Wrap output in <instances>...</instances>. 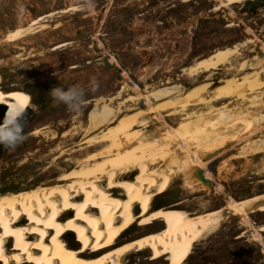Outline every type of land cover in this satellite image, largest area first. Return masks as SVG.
Listing matches in <instances>:
<instances>
[{
  "label": "rangeland",
  "instance_id": "rangeland-1",
  "mask_svg": "<svg viewBox=\"0 0 264 264\" xmlns=\"http://www.w3.org/2000/svg\"><path fill=\"white\" fill-rule=\"evenodd\" d=\"M226 3L227 0H0L3 87H24L29 82L52 87L79 84L85 91L79 111L72 112L51 97L44 110L34 106L19 118L22 142L14 149L0 145V194L53 178L55 169L45 170L47 164L40 159L59 143L71 145L73 142L63 140L61 135L75 125L85 128L95 106L102 109L110 103L121 115L135 113L142 102L129 99L140 94L173 86L185 93L209 81L205 94L209 102L191 106L187 111L176 108L177 114L168 120L170 125L176 127L192 114L210 112L215 116L226 108L263 116L264 89L255 94L261 97L254 107L248 100H213L216 87L255 71L240 72L241 63L264 57V51L259 49L264 42V2L252 3L251 8H247V2L233 6H225ZM172 5L176 7L166 9ZM67 9L70 10L65 13ZM38 16L44 17L38 33L13 42L11 33L28 27ZM61 44L66 47L54 51ZM228 47H237V54L226 66L213 71L211 79L207 73L190 72L189 67L200 59ZM111 59L118 64L115 70L108 68L113 60L106 65V60ZM135 84L139 85L138 91L134 90ZM147 124L150 132L166 130V124L157 121L155 115ZM259 128L256 137L264 132V122ZM37 130L40 133L35 134ZM245 137L232 147L245 143ZM263 164L264 150L239 152L218 166L216 177L210 172L214 185H208L209 189L203 190L197 176L194 188H188L181 176L152 205L164 207L179 201L183 209L198 214L222 209L230 198H253L264 193ZM249 219L256 229L264 226V212L254 213ZM136 225L125 234L136 232ZM252 233L239 219H228L225 214L219 229L194 246L185 264H264L262 245L251 240ZM261 234L264 241V232ZM141 258L135 257L134 262ZM146 263L157 264L154 260Z\"/></svg>",
  "mask_w": 264,
  "mask_h": 264
},
{
  "label": "bare ground",
  "instance_id": "bare-ground-1",
  "mask_svg": "<svg viewBox=\"0 0 264 264\" xmlns=\"http://www.w3.org/2000/svg\"><path fill=\"white\" fill-rule=\"evenodd\" d=\"M257 1L227 0L225 6ZM42 20L36 18L28 27L17 29L11 38L18 41L33 35ZM259 49L264 51V42ZM236 54L237 47L220 49L189 70L193 75L207 73L211 79L213 71L226 66ZM263 65L261 56L245 60L239 71H255L239 80L226 79L215 88L213 100H248L254 107L261 97L255 94L264 89ZM208 82L185 93L173 86L140 94L129 99L142 102L135 113L121 115L110 103L102 109L95 106L85 128L75 125L64 132L62 139L73 143H59L39 161L46 162L45 170L55 169L53 178L0 194V264H145L150 260L185 264L194 246L219 229L225 214L253 230L251 240L260 242L264 256V226L256 229L249 219L264 212V194L244 201L230 198L224 208L198 214L183 209L179 201L164 207L152 205L181 176L188 188H194L199 169L212 182L207 166L214 159L208 156L245 135L247 141L240 152L264 150V139L256 137L264 114L226 108L215 116L210 112L189 115L176 127L168 123L177 114L176 108L187 111L209 102L205 97ZM1 84L0 76L6 124L17 116V110L19 118L27 111L30 96L21 90L5 92ZM138 88L135 84L134 90ZM152 115L166 124L165 131L146 128ZM200 183L203 190L209 189ZM136 223V232L126 235ZM135 257L142 258L134 262Z\"/></svg>",
  "mask_w": 264,
  "mask_h": 264
},
{
  "label": "clouds",
  "instance_id": "clouds-1",
  "mask_svg": "<svg viewBox=\"0 0 264 264\" xmlns=\"http://www.w3.org/2000/svg\"><path fill=\"white\" fill-rule=\"evenodd\" d=\"M53 101L63 103L70 111H79L84 103L85 91L79 84H70L54 87L50 90ZM23 133L19 126V110L17 116L9 123L0 124V145L14 149L17 144L22 142Z\"/></svg>",
  "mask_w": 264,
  "mask_h": 264
},
{
  "label": "flooded vegetation",
  "instance_id": "flooded-vegetation-1",
  "mask_svg": "<svg viewBox=\"0 0 264 264\" xmlns=\"http://www.w3.org/2000/svg\"><path fill=\"white\" fill-rule=\"evenodd\" d=\"M180 1H182V0H180ZM185 1H187V0H185ZM261 2H264V0H258L257 2H251V3L250 2H247V8H251L254 3L257 4V3H261ZM167 4H169V3H167ZM173 7H176V6L175 5H172L170 7H167L166 9H169L170 10ZM69 10L70 9L65 10V13L68 12ZM39 17H43V16H38L37 18H39ZM34 20H36V19H33L32 22ZM38 31L36 33H34L33 35L26 36V37H24V38H22L21 40H18V41H14L12 38L11 39L13 40V42L18 43L20 41L25 40L28 37L34 36L35 34L38 33ZM59 46L60 47L57 48V49H56V47H58V46H56L55 49H54V51L59 50V49H62L63 47H66V44H61ZM99 47H100V45H99ZM112 60H113L112 65L110 67H108V68H112V69L115 70L118 67V64L115 63L116 62V59H111V61ZM111 61L106 60V65L109 66V62H111ZM0 76H1V79H2L1 89H3V91L9 92L11 90H21V91H24L25 93H27L30 96V106L27 109V111H29L30 109H32L34 106H38L39 108H41L43 110L46 108L49 100L51 99L50 90L53 89L54 87L49 86L47 84L34 83V82L26 83V85L24 87H19V86H16L14 84H12V85L10 84L9 86L3 87V82H4L3 76L1 74H0ZM133 81L136 82V80L134 78H133ZM261 194H264V193H261ZM257 213H259V212H257Z\"/></svg>",
  "mask_w": 264,
  "mask_h": 264
},
{
  "label": "water",
  "instance_id": "water-1",
  "mask_svg": "<svg viewBox=\"0 0 264 264\" xmlns=\"http://www.w3.org/2000/svg\"><path fill=\"white\" fill-rule=\"evenodd\" d=\"M5 124V123H4ZM257 138H263L264 139V132H262L259 136H257ZM233 145L232 144H229L227 145L226 147H224V150L223 151H220V152H216L215 154H212L210 156H208V158L210 159H214L208 166H207V169L213 174V176H216L217 175V168L218 166L222 163V162H226L228 161L229 159L231 158H235L238 156V152H240L243 147L245 146L244 143L237 146L236 148H233L227 152H225V154H223V156H219V154H221L222 152H224L225 150H228L229 148H231ZM206 157V156H205ZM204 157V159H206ZM217 157V158H216ZM197 178L204 182L205 184H208V185H214V182H210L209 180H206L205 176H204V173L201 169L198 170L197 172Z\"/></svg>",
  "mask_w": 264,
  "mask_h": 264
},
{
  "label": "trees",
  "instance_id": "trees-1",
  "mask_svg": "<svg viewBox=\"0 0 264 264\" xmlns=\"http://www.w3.org/2000/svg\"><path fill=\"white\" fill-rule=\"evenodd\" d=\"M6 111L7 108L5 105H0V124H4L6 122Z\"/></svg>",
  "mask_w": 264,
  "mask_h": 264
}]
</instances>
